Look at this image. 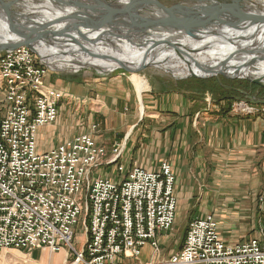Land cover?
Here are the masks:
<instances>
[{
  "label": "built area",
  "instance_id": "2783aa9c",
  "mask_svg": "<svg viewBox=\"0 0 264 264\" xmlns=\"http://www.w3.org/2000/svg\"><path fill=\"white\" fill-rule=\"evenodd\" d=\"M50 74L25 47L0 57V250L60 254L68 248L72 264L139 258L146 246L159 255V236L176 222L171 166L125 170L117 165L125 146L108 154L92 134L40 151L38 132L57 122L65 99L47 85ZM233 110L263 114L244 103ZM109 166H117L116 179L93 177ZM82 218L87 240L77 252L72 243ZM159 264H264V228L254 239L228 244L207 215L190 223L182 249Z\"/></svg>",
  "mask_w": 264,
  "mask_h": 264
},
{
  "label": "crops",
  "instance_id": "0c3cea01",
  "mask_svg": "<svg viewBox=\"0 0 264 264\" xmlns=\"http://www.w3.org/2000/svg\"><path fill=\"white\" fill-rule=\"evenodd\" d=\"M50 76L47 84L64 93L66 104L78 99L80 109L93 103L91 109L102 116L109 114V108L128 110L140 103V109L146 111L141 126L140 121L128 127L117 123L105 132L110 136L127 132L117 164L125 170L138 167L157 171L164 162L171 166L177 199L175 226L185 222L188 230L191 222L213 215L222 240L228 244L239 243L235 237L241 238L249 230H255L257 235L264 228V224H259L264 217V117L235 116L227 102L217 105L207 98H189L176 89L177 84L168 82L155 89L148 85L140 89L139 80H129L123 74L102 79L85 72L80 79L61 78L53 84ZM72 112L61 103L57 122L38 132L40 151H49L86 134L77 130ZM96 139L108 154L118 145L116 139ZM230 205L248 209L235 208V212H230L224 208ZM185 238L186 234L179 248L168 252L174 234H161L159 258L179 252Z\"/></svg>",
  "mask_w": 264,
  "mask_h": 264
},
{
  "label": "water",
  "instance_id": "95a60500",
  "mask_svg": "<svg viewBox=\"0 0 264 264\" xmlns=\"http://www.w3.org/2000/svg\"><path fill=\"white\" fill-rule=\"evenodd\" d=\"M28 1L0 0V29L4 31V34L0 35L2 56L8 51L25 47L38 57L42 66L51 72H56L62 69L57 67V62H51L44 53L53 50L55 51L53 54L58 55L62 49L67 48L68 51H62L61 55L107 60L115 66L112 68L126 69L130 73L128 68L134 67V64H125L114 56L98 52L100 46L110 47L112 50L126 46L143 53L138 67L135 68L138 71L148 68L158 69L153 63L158 60L156 57L164 53H175L179 59L188 64L194 62L196 70L200 71L205 66L199 63V58L206 49L187 47L180 41L182 38L196 39L195 43L215 41L213 47L217 49L229 44L240 49L226 54L224 60L217 62L215 66H209L215 75H217V66H223L234 71L235 76L232 78L248 79L264 88V77L258 76L256 71L257 65L264 62V45H262L264 41L255 43L254 36L249 39L244 37L242 40L239 35L228 36L231 31L219 29L225 25L222 16L231 19V15H224L226 10L233 13V10L239 8L238 4L218 7L206 6L209 5L207 0H189V4L166 8L154 1L140 3L131 0L117 4L107 3L104 0H36L37 4L46 2L61 8L68 6L74 8L58 18H50L43 14L38 17L39 15L30 13V8L26 7ZM196 5L208 10L209 12H206L208 14L201 15ZM262 20L264 22L263 17ZM245 22V20L235 22L232 28L237 32H243L249 26L255 25L244 24ZM242 60L246 61L242 62ZM75 66L78 67L72 68L74 72H78L83 67L100 69L94 65ZM243 71L252 74L243 76ZM167 73L174 79H184L176 77L171 71ZM193 76L195 74L192 71L186 78Z\"/></svg>",
  "mask_w": 264,
  "mask_h": 264
},
{
  "label": "rangeland",
  "instance_id": "374dc122",
  "mask_svg": "<svg viewBox=\"0 0 264 264\" xmlns=\"http://www.w3.org/2000/svg\"><path fill=\"white\" fill-rule=\"evenodd\" d=\"M36 0H29L27 7L30 8V13H34L36 15L40 16H49L50 18H58L55 17L52 13H50L51 11L46 9L45 6L42 5L41 8L36 9V6L38 4L41 3H36ZM107 3H117V4H124L127 3L131 0H104ZM149 1H154L157 4L166 7V8H171V7H175L178 4H189V0H137V2L140 3H150ZM209 1V5L206 6H218V7H222V6H234L236 4H238L239 7H242L244 0H235V2L233 0H207ZM248 2L249 5H247L246 8H244L245 11V15H247L248 17H252L255 16V12L259 13V14H264V0H245ZM250 2V3H249ZM44 3V2H43ZM195 4V3H194ZM255 7L257 9L253 10L251 9V6ZM35 10H37L35 12ZM43 14V15H41ZM260 16H264V15H260ZM259 16V17H260ZM60 17V16H59ZM257 17H253L252 19L254 20L253 22H250L249 24H255L252 26H249L250 28H255L257 29L258 26L264 25V22L262 19L260 20H256ZM232 22H236L237 20H234L232 17L230 19ZM256 22V23H254ZM259 24V25H258ZM59 28V27H57ZM2 56V54H0V57ZM216 61H214L215 63ZM135 66L133 67H129L128 69L131 71L130 73L128 71H126V69H122V68H112L115 66H110L108 68L105 69H94V68H90V67H83L81 68L78 72H74V69L72 68H77L78 66H71L65 63H60L57 62V67L59 69H62L60 71H55L56 72H51L49 70V72L51 73L50 76L52 78L51 84L54 83V81H56L57 79H61V78H68V79H73V78H81L82 74H84L85 72H93L95 74H97V76L100 75V78H105L106 76L109 77H115L117 75H124L125 78H129V80H132V78L134 77H139L142 81L147 82L148 88L151 86L153 89L156 88V86L158 87V85L162 84L163 82H168L171 85L174 84H179L182 85L176 88V89H180L182 92H184V94L189 97V98H200V99H210L212 102L214 101L215 103H217V105H220L221 102H225V101H221L219 102L218 97L219 95L214 96V94L210 93V92H206L204 94H197L194 93V91L192 90V86H194V82L193 79L196 80H201V81H207V80H217V82L220 83V85L225 86V83H228L230 81H247V82H251L248 79H242V78H232L231 76L228 75V72H230L232 75H234V73L232 71H230L229 69H225V67L223 66H217L216 68V72L217 75H215V72L213 70H211L208 66H205L204 69L205 72H207L206 76L201 75L200 78L197 77V73H199L202 70H198L195 74V76L193 77H183L184 79L182 80H177L174 79L172 77L171 74L155 69V68H148L145 70H141L138 71L137 69H135L136 67H138V64H134ZM216 65V64H215ZM213 65V66H215ZM66 69V70H64ZM108 70V71H106ZM228 71V72H227ZM235 76V75H234ZM199 78V79H197ZM131 84V83H130ZM251 84V83H250ZM48 85V84H47ZM50 86V85H49ZM54 88V87H53ZM56 89V88H55ZM58 90V89H56ZM60 91V90H59ZM62 92V91H61ZM63 93V92H62ZM242 94L245 96L244 99H240L237 100L235 102H233V104L230 107V112L232 114H234L235 116H243V117H264V88H260L253 96H251L249 93H245L242 92ZM4 100L3 95L0 93V102ZM67 99H64L62 102L63 104H65V106H67L68 108H70V110H72L73 112V116L75 119L74 124L77 125V130L82 131V133H86V134H92V136L96 139L98 137L102 138V141H105L106 139H116L115 142L113 140V142H115V144L118 145H122V141L126 138L127 132L123 133V132H116V134L114 136H110L109 134H106L105 130L111 129L112 126L116 127L115 124L120 123L122 125H125L126 127H128L129 125H133L137 122H141L138 123L139 126H141V124L143 123V121L146 120V111H143V109H140V103H138L136 105V107L134 109H126L125 108H119L118 111H116L115 109H111L109 108V114L106 116H102L101 113H95L91 108H93V103H91L92 105H88L85 104L84 107H80L79 109V100H74L71 101L72 103H65ZM61 102V103H62ZM241 103L247 104L249 107H254L256 109H261L262 111V115L261 113L256 114V115H250V116H246V115H242L238 112H236L235 110H233V106L236 108L238 105H240ZM61 106V104H60ZM83 108L84 111H83ZM114 110V111H113ZM112 112H115V116H112ZM142 114V116L140 115ZM137 125V126H138ZM95 126V129H93V127ZM75 127V126H74ZM116 136V137H115ZM115 137V138H114ZM97 140V139H96ZM97 142V141H96ZM112 142V143H113ZM53 149V148H52ZM99 177V178H106V179H116L117 178V166H109V167H101L98 170H94L93 171V177ZM95 178V179H96ZM94 180V179H93ZM232 191H235V189H233ZM258 207V206H257ZM226 210L230 211V212H235V208H245L248 209V206H239V205H230V206H225L224 207ZM229 212V213H230ZM260 222L259 224H264V217L260 218ZM83 220V218L80 220L79 225L77 226L76 230H75V239L72 243L73 248L78 252H80L83 249V246L85 245V242L87 240L86 235H85V227L83 228V225L81 224V221ZM187 228H186V223L185 222H178L174 228L173 234H174V241L171 243L169 250H172V248L174 249H178L180 244L182 243V240L184 238V234H186L187 236ZM258 235V234H257ZM256 235V231L254 230H249L247 231V233H245V236L243 237H235V242H242L244 240H249L255 237H258ZM186 239V238H185ZM147 247V246H146ZM150 247V246H149ZM147 247V251L145 253H143V255H141V257L139 258H124V257H120V260H116L114 264H142L140 262H147L150 261L149 263H144V264H159L162 262H166L169 258H159L160 255H154L152 250H150V248ZM68 248H66L62 253L60 254H53L50 253L47 250H36L33 252H27V251H18V250H0V264H72L75 262L76 257H74V255L72 256V252H68ZM160 254V253H159ZM175 254V253H174Z\"/></svg>",
  "mask_w": 264,
  "mask_h": 264
},
{
  "label": "bare ground",
  "instance_id": "6f19581e",
  "mask_svg": "<svg viewBox=\"0 0 264 264\" xmlns=\"http://www.w3.org/2000/svg\"><path fill=\"white\" fill-rule=\"evenodd\" d=\"M242 2H243L242 7H239L237 9L233 10V13L229 10H226L224 15L225 14L231 15V17L234 20H237L236 22H238V23L241 20H245L246 22L244 24H248L250 22H253L254 21L252 19L253 17H257L255 19V21L262 19V17L264 18V16H260L262 14H259L257 12H255L254 13L255 16H252V17H248L247 15H245L244 8H246L247 5H249V4L245 0ZM42 5L45 6L46 9L50 10L51 11L50 13H52L55 17L62 16V15H64L65 12L74 10V8L71 6L61 8L59 6H55V5H52L50 3H46V2L38 4L36 6V9L41 8ZM192 6H194V5H192ZM249 7H251L252 11L257 9L255 7H252V5ZM196 8L199 9L201 15L203 14V16L205 14H208L206 12H209L208 10H204V8L201 7L200 5H196ZM222 19L225 22V25H224V27H221L219 29L222 30V28H224L225 30L235 32V33L227 32V33H229L228 36H230L231 34L232 35L235 34L237 36L239 35V38H241L242 40L244 39V37H246V38L248 37V39H249V38L254 36L255 40H256L255 43H259L261 41H264V25L258 26L257 29L248 27V29H246L243 32H237L236 29L232 28V24H234V22H232L230 19H227L225 16H222ZM0 28H1V26H0ZM3 34H4V31L0 29V35H3ZM195 40L189 39V38H182L180 43L185 44L187 47L199 48V50L206 49V51L202 54V57L199 58V60H200L199 63L203 64V66L209 67L210 65H215L217 62H220L221 60L223 61L224 56L226 54H229L231 51L234 52L236 50H240V49H237V47L230 46V44L221 46L220 49H217V48L213 47V44L215 43V41H207L204 43L203 42L202 43H195ZM262 45H264V43ZM239 47L242 48V46H240V45H239ZM62 51L67 52L68 49L64 48L61 50V52ZM53 52H55V51L52 50V51H48V52L44 53V55L49 57V60L51 62H60V63H65V64H68L71 66H75L78 64H80V65H94V66L100 67V69H105V68H108L110 66H113V63H111L107 60L91 59V58L86 57V56L74 58L70 55L63 56V55H61V52L58 53V55H54ZM57 52L58 51H56V54H57ZM98 52L100 54H108V55L114 56V57L118 58L122 63H125V64H138L140 62L141 56L143 54V53H140L139 51H135L131 47H126V46H120L116 50H112L110 47L100 46V47H98ZM156 58H158V60H156V62L153 63L154 67L158 66V69L163 70L165 72L171 71V72H173V74L176 77H187V76H189V74L192 71H193V74L198 71V70H196V66H195L194 62L188 64V62L179 59L175 53H167V54L164 53V55L158 56ZM214 61H216V62L214 63ZM245 61L246 60H242V62H245ZM257 66H258L256 68L257 75L263 78L264 77V62L263 63L260 62ZM232 72H234V71L232 70ZM250 74H252V73H250L249 71H243L242 72L243 76L250 75ZM135 78L137 80H139V82L141 84L140 89L147 86V83L142 81L139 77H135Z\"/></svg>",
  "mask_w": 264,
  "mask_h": 264
},
{
  "label": "trees",
  "instance_id": "16d2710c",
  "mask_svg": "<svg viewBox=\"0 0 264 264\" xmlns=\"http://www.w3.org/2000/svg\"><path fill=\"white\" fill-rule=\"evenodd\" d=\"M205 70L197 73V77L200 78L201 75L206 76L207 72H205ZM228 75L234 77V75H232L230 72H228ZM193 81H196L194 82V86H192V90L194 91V93L204 94L206 92H210L214 94V96L219 95L216 96L218 97L219 102H227L229 109L233 102L245 98L242 92L249 93L251 96H253L261 88L260 85L253 82H250V84L247 81H230L228 83H225V86L220 85V83L214 79L207 81L193 79ZM177 86H179L180 88V86L182 85L177 84Z\"/></svg>",
  "mask_w": 264,
  "mask_h": 264
}]
</instances>
